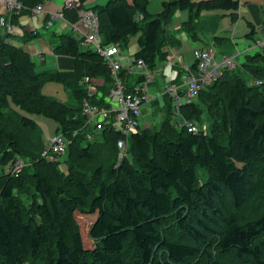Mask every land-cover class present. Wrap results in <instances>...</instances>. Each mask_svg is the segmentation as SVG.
<instances>
[{
  "label": "trees",
  "instance_id": "obj_1",
  "mask_svg": "<svg viewBox=\"0 0 264 264\" xmlns=\"http://www.w3.org/2000/svg\"><path fill=\"white\" fill-rule=\"evenodd\" d=\"M18 1L25 11L33 8L27 6L33 0ZM148 2L110 0L92 10L102 44L126 47L137 37L135 59L152 70L165 58L174 13L187 11L184 31L193 37L201 12L226 11L234 23L239 9L238 0H163L150 15ZM65 14L77 19L76 9ZM61 45L76 61H102L78 53L71 38ZM49 82L79 81L37 71L26 52L0 38V264H264V56L246 55L179 107L182 123L203 125L205 113L207 131L173 124L166 98L164 122L131 134L128 156L107 166L106 145L117 149L122 135L110 126L97 131L80 108L42 95ZM71 87L76 100L86 97ZM95 101L101 99H88ZM26 115L54 120L67 137L65 172L56 154L43 155L41 133ZM17 160L22 170L10 173ZM82 216L92 218L85 235Z\"/></svg>",
  "mask_w": 264,
  "mask_h": 264
},
{
  "label": "crops",
  "instance_id": "obj_2",
  "mask_svg": "<svg viewBox=\"0 0 264 264\" xmlns=\"http://www.w3.org/2000/svg\"><path fill=\"white\" fill-rule=\"evenodd\" d=\"M108 1L110 0H89L84 3L83 6L85 8L92 9L95 6H104ZM28 3L30 4L27 6L30 7L42 5L43 12L39 14H32L31 11L24 10L19 14H11L6 11L5 7L0 2V17H3L6 22H10L14 26L13 33H7L4 28L0 26V38L5 39L9 44L19 47L24 52H26L30 56L31 61L36 66V70L39 72H47L49 74H55L58 72L66 73L68 75L74 74L79 82V79H81L82 77V81L87 77L90 82V84L88 85L93 86L95 88V91L100 94L101 97V101H95L94 106L106 109L110 108V106L113 105L114 99L111 96L113 81L111 78L112 76L109 73L110 71L104 64L103 60L99 63L87 60L76 61L74 55L70 51H68L66 47H62L61 45V38L68 37L76 42L78 53H94L91 49L82 44V26L78 24V16L76 20L71 21L68 18V15H63V10L65 9V0H33L29 1ZM263 7L264 0H249V2H246V6H243L239 1L237 20H239L242 14L251 18V21L253 20L252 22H247L250 30L244 36L245 42L238 43L237 39L233 37L234 35H231L230 38H228L210 34L208 36L210 38V42L207 43V45H205L204 47H213L216 50V59L220 56L230 57L233 54L240 52L242 54L237 58V63L241 64L246 55L254 54L247 52L246 49L250 47L251 41L255 40V35L258 32L257 30L260 29V10ZM223 12L228 14V16L230 14L226 11ZM12 16H15V20L11 19ZM70 18L72 17L70 16ZM187 18V11H177L172 16L171 22L167 27L169 42L165 44V46L161 49V53L163 57L165 56V58H160V60H158L157 62L154 75L155 80L153 79V82L149 84V99L147 104L143 107V113H149L151 116H153V120L141 124V129L139 128V130L152 128L151 126L157 125L160 122L159 119L161 117H164V119L167 118V112L165 111V99L168 98L170 100V98L164 93V87L168 84L183 87L184 77H188L189 74L195 73V68H193L195 61L190 67L182 64L181 68H183V70L186 69L183 74L175 71L176 67H174L178 63H183L178 50L180 40H186L187 37L190 36L189 33L184 31V23L187 21ZM211 19L213 20V22L208 23L212 25L208 27H211V29L215 31L219 22L217 18ZM237 20L234 22V24L237 22ZM231 23L233 22L231 21ZM75 25H77V28L74 27ZM197 29H200V27L198 26L193 31L194 39L199 38L197 36ZM129 44L130 49L133 52H131L129 48H127ZM204 47L200 48L199 50H202ZM119 48L123 60L122 71L125 72L123 79L121 77L120 78L125 86V89L129 91L133 88L137 81V76L135 74L126 73V68L128 67L129 63L135 59V54L139 49L137 45V37L130 38L126 47L119 46ZM124 50L127 51V54ZM172 55L177 56L178 61L176 63L167 61V58ZM167 77H169V81L168 83H164ZM79 82H69L64 84L59 83L65 86L66 89H69L71 91L75 104L74 106H71V108L73 109L80 108L82 100H76L73 95V89L71 85L75 84L76 88L82 89V92L85 94L86 89L88 88V85L80 87ZM172 109L173 106L170 105L171 112H173ZM169 118L174 120V116H171ZM173 120L172 123L174 124L175 122H173Z\"/></svg>",
  "mask_w": 264,
  "mask_h": 264
},
{
  "label": "built area",
  "instance_id": "obj_3",
  "mask_svg": "<svg viewBox=\"0 0 264 264\" xmlns=\"http://www.w3.org/2000/svg\"><path fill=\"white\" fill-rule=\"evenodd\" d=\"M6 11L11 14H19L25 10L24 6L18 0H0ZM64 8L76 9L78 16V24L82 26V44L99 55L106 67L110 70L112 76L111 96L113 105L110 108H101L94 106L88 102L89 98L95 97L101 99L100 94L95 91V88L90 84L86 77L82 81V85H88L86 89V97L81 101V115L85 118V124H89L97 131H101L105 126L115 129L122 135V138L117 141V149L119 150L120 158L127 157V141L131 134L136 133L139 128V118L142 115L143 107L149 99L148 87L153 82V72L147 68L142 59H134L126 68V73L135 74L140 77V82L136 83L129 91L120 78V73L123 70L121 51L118 44H110L104 46L101 42V37L98 31V17L96 13L89 8H85L78 0H65ZM32 14L43 12L42 5H37L30 9ZM60 16V15H59ZM261 26L259 32L261 39L254 40L253 44L246 49L247 52L259 53L264 56V7L260 10ZM0 26L7 33H13L14 26L10 22H6L3 17H0ZM77 28V25L74 26ZM242 53L237 52L230 57H223L220 61L216 59V50L208 46L202 50L195 52V73L189 74L184 79L183 87L176 85H166L164 93L169 96L172 101L175 124L179 128H185L188 133L197 134L201 129L194 124L182 123L179 117V107L185 104H190L197 100L199 92L207 86L215 82L225 70H232L236 67L237 58ZM168 62L176 63L178 58L176 55L169 56ZM177 117V118H176ZM179 118V119H178ZM77 132L72 134L73 137ZM91 139V135H87ZM69 140L63 134L53 136L50 142L45 145L47 154H56L58 157L64 155L68 151ZM24 166L22 161L15 162V173H19L20 167Z\"/></svg>",
  "mask_w": 264,
  "mask_h": 264
},
{
  "label": "rangeland",
  "instance_id": "obj_4",
  "mask_svg": "<svg viewBox=\"0 0 264 264\" xmlns=\"http://www.w3.org/2000/svg\"><path fill=\"white\" fill-rule=\"evenodd\" d=\"M162 1L163 0H149L148 6H147L148 14L154 15V14L160 12ZM193 1H197V0H193ZM239 1L243 6H246V2H249V0H239ZM211 18H217L218 22H219L217 29L215 31H213V29H211V27H208V26L212 25V24L208 23V22H213V20ZM252 21H251V18L242 14L241 17L239 18V20H237V22L234 24V23H231L230 17L228 16V14L224 13L223 11L218 10V11H213V12H208V11L201 12L199 14V19H197L198 26L200 27V29H197V33H198L197 36L199 38L196 37L198 39H194L192 36H188L186 40H183V39L180 40L178 51H179V55L182 58L183 63H181V64L178 63L177 65H175L174 66V67H176L175 71L183 74L186 71V69L183 70V68H181L182 64L189 66V67L193 64V62L195 61V58H194L195 52L210 42V38L208 37L210 34H214L215 36L228 37V38H230L231 35H234L233 37L237 39L238 43L239 42H245L244 36L250 30L248 25H247V22H252ZM257 31L258 32L255 35V40L261 39V34H260L259 30H257ZM250 44H253V40L251 41ZM127 48H129V50L131 51L130 44L128 45ZM204 48H206V47H204ZM124 51H126V50H124ZM131 52H133V51H131ZM124 53H123V55H124ZM251 53H253V52H251ZM126 54H127V51H126ZM132 55H133V53H132ZM222 57L223 56L218 57L217 60L220 61L222 59ZM150 71L153 72L152 73L153 75H155V71H156L155 69L154 70L150 69ZM185 78L186 77H184V79ZM168 81H169V77L166 78L164 83H168ZM80 85H81V87L83 86L82 80L80 81ZM40 93L44 96L54 98L55 100L65 104L69 107L75 105L71 91L69 89H66L65 86H63L62 84L53 83V82L46 83L45 85H43L41 87ZM26 116H28V115H26ZM28 117L33 119L36 122L37 129H38L39 133H41V138H42L43 142L45 143V145H47L50 142V140L53 136L60 134L59 132H56L58 129V125L55 123L54 120L51 121V119L48 120V119L43 118L42 116H28ZM202 118L204 120L203 125L197 124V126L201 129V131H207V128L209 125V119L206 117L205 113L202 115ZM150 120H153V116H151L149 113H143L142 112V115L139 118V128L141 129V124L149 122ZM164 120H165L164 117H161L159 119L160 122L157 125H153V126L159 127L162 124V122H164ZM170 120L172 121L173 119L170 118ZM175 121L176 120H173V122H175ZM153 126H151V127H153ZM139 128H138V130H139ZM117 129H118V127H115V131H117ZM107 146L109 148V155L107 157L102 158L104 160V161H102V163L108 162V163H106V166L109 163L112 164L114 162L120 161L119 150L116 148H114V149L111 148V146L109 144L106 145V148H107ZM41 149H42V147H41ZM45 150H46V146L44 148V151ZM36 152L39 154V152H40L39 149ZM43 154H44V152H43ZM57 161L60 162L59 167H60L61 171L65 172L67 153L60 156L59 158H57ZM15 168L16 167L14 164L10 170V173H15ZM22 168L23 167H20V171L22 170ZM8 169H9V166L3 168V171L7 172ZM1 171H2V166L0 165V173H1ZM196 174H197V176L201 182H203L205 180V177H206L205 171L201 167H199V166L197 167ZM79 218L80 219L78 222H79L82 234L85 235V229H86L87 225L89 224V221H92V218L83 217V216L79 217Z\"/></svg>",
  "mask_w": 264,
  "mask_h": 264
}]
</instances>
